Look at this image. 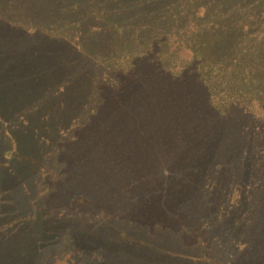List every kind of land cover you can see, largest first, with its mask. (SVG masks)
Segmentation results:
<instances>
[{
	"label": "trees",
	"instance_id": "obj_1",
	"mask_svg": "<svg viewBox=\"0 0 264 264\" xmlns=\"http://www.w3.org/2000/svg\"><path fill=\"white\" fill-rule=\"evenodd\" d=\"M0 222V264L264 253V0H0Z\"/></svg>",
	"mask_w": 264,
	"mask_h": 264
},
{
	"label": "rangeland",
	"instance_id": "obj_2",
	"mask_svg": "<svg viewBox=\"0 0 264 264\" xmlns=\"http://www.w3.org/2000/svg\"><path fill=\"white\" fill-rule=\"evenodd\" d=\"M233 193L238 195L239 191H236V192H233ZM253 194H255V192H253ZM239 198H242V197L241 196L240 197L239 196L238 197H234V196L230 197V199L227 200V201L231 200L230 202H228V204L237 205V202H238L237 199H239ZM4 224L5 223L0 222V232L3 230V228H4L3 225ZM174 226H177V225H174ZM215 238L216 237H213V238L209 239L208 243H209L211 248L214 246ZM236 240H237V238L233 239V242H227L226 245H228L229 248H230V244L234 245L236 243V246H241V247L244 245V241L243 242H241V241L236 242ZM206 241H208V240H206ZM250 256L252 257V259H251L249 264H264V253L256 252V253H252Z\"/></svg>",
	"mask_w": 264,
	"mask_h": 264
}]
</instances>
